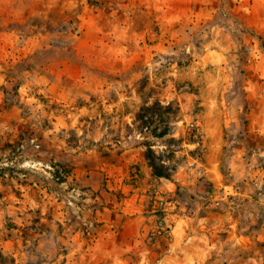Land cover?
Listing matches in <instances>:
<instances>
[{"label": "rangeland", "instance_id": "rangeland-1", "mask_svg": "<svg viewBox=\"0 0 264 264\" xmlns=\"http://www.w3.org/2000/svg\"><path fill=\"white\" fill-rule=\"evenodd\" d=\"M155 100L178 104L174 138L200 140L177 170L209 223L174 240L160 193L158 229L118 264H264V0H0V264H88L40 212L78 211L73 188L77 205L99 196L75 163L144 150L134 119Z\"/></svg>", "mask_w": 264, "mask_h": 264}, {"label": "crops", "instance_id": "crops-1", "mask_svg": "<svg viewBox=\"0 0 264 264\" xmlns=\"http://www.w3.org/2000/svg\"><path fill=\"white\" fill-rule=\"evenodd\" d=\"M120 155L118 162H113L95 149H86L75 163L76 177L82 186L98 190L100 195L88 194L82 198L76 212H40L45 214L42 218L47 223L51 215L59 221L62 238L72 249L66 255L68 259L83 258L88 264H118L127 253L142 254L147 247V237L159 227L156 211L159 204L162 205L158 203L162 201L160 193L174 200V205L161 208L174 240H180L187 230H192L193 222L198 221L199 210L206 202L186 194L191 191L199 197L195 193L196 183L191 181L187 171L177 170L171 179H157L151 176L142 148L126 147ZM99 170L106 172L105 183L96 177L83 178L81 174L85 171L100 174ZM133 174L137 175L134 184ZM179 190L186 194L183 200L178 198ZM186 204L190 205L188 212H185ZM198 222L207 225L209 218L203 217Z\"/></svg>", "mask_w": 264, "mask_h": 264}, {"label": "trees", "instance_id": "trees-1", "mask_svg": "<svg viewBox=\"0 0 264 264\" xmlns=\"http://www.w3.org/2000/svg\"><path fill=\"white\" fill-rule=\"evenodd\" d=\"M179 106L177 103L169 102L162 105L159 100L151 104H143L135 115L134 122H140L136 126L138 132L143 134L142 128L148 131V135L139 143L144 147L143 157L147 166L150 168L151 176L157 179H171L179 165V159L176 153L182 150L183 144H198L200 140L195 139V130L187 133L185 136L180 135L178 138L172 136L173 129L170 123L176 122L179 115ZM169 137L167 145L163 149L154 148L156 139ZM176 145L175 147L172 145ZM135 173L139 174L138 171ZM57 177L56 172L52 174Z\"/></svg>", "mask_w": 264, "mask_h": 264}, {"label": "built area", "instance_id": "built-area-1", "mask_svg": "<svg viewBox=\"0 0 264 264\" xmlns=\"http://www.w3.org/2000/svg\"><path fill=\"white\" fill-rule=\"evenodd\" d=\"M131 180H132V183L134 184L135 181L137 180V175L136 174H133L132 177H131ZM72 190L74 191V198H75V200H78V198L81 197V191L78 190V189H75V188H73ZM75 200L74 201L73 200H68V204L69 205H73V206H75L78 209V206L79 205L76 204ZM168 203H170V202H168ZM161 229L163 231L164 230L165 231H169L170 227L164 221L163 225L161 226Z\"/></svg>", "mask_w": 264, "mask_h": 264}]
</instances>
